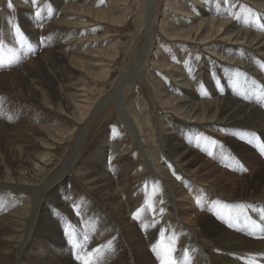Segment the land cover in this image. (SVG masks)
I'll return each mask as SVG.
<instances>
[{
	"label": "bare ground",
	"instance_id": "obj_1",
	"mask_svg": "<svg viewBox=\"0 0 264 264\" xmlns=\"http://www.w3.org/2000/svg\"><path fill=\"white\" fill-rule=\"evenodd\" d=\"M66 1L67 0H48L47 6L42 11L44 14L48 13L46 20L41 18L42 16L34 17V11H30L31 6L29 7L28 5L31 4L29 0H14V9L12 8L14 12H10L11 9L8 11L10 8L9 6L4 5L1 7L0 135L3 137L5 136L4 138L6 141L7 138L10 137L11 139L13 136H16L19 138L18 140L20 142H10V149L9 147H5L4 152L5 155L8 152L6 157L11 160V165L4 166V170L2 171L3 175L0 174V203H4L9 211L0 217V264H81L71 256L68 237L64 236L62 231L58 234L60 225H57V232L55 231L56 235H53L55 244H58L56 247H48L47 249V242L41 238L31 237V247L34 244H37V246L44 245L45 254L43 257L36 253L31 254V252H24L23 248L30 241L31 234L30 230L26 227L27 222L25 221L29 218L27 217L28 211H26L29 204L26 206L23 203L25 199L24 193L18 194L17 198L14 199L16 203L14 202L13 205H11V203H13L14 200H11L10 197L16 194L15 190L17 187L26 185L20 182L19 184H12L11 175L18 174V176H21L24 180L29 174L41 173L45 169L46 163L50 160V153L46 152L45 149L55 144L52 140L60 141L64 139L65 133L71 131L70 129L67 131L59 128L61 126L59 125L61 124L59 121H57L58 125H55L56 121H54L55 124H51L48 121L49 116L55 118L54 114L58 111L56 108L52 111H40L38 115H36V111L33 117H29V106L33 108V111L37 109H35V106H40L43 109L45 106H48L49 101H45L46 98H42V93H44L42 89L45 87L43 84H47V86L52 89L55 100H57L58 103L61 102L66 107H74L76 115L79 116L81 121L79 122L81 126L78 124L80 127L85 128V125L88 124L92 117L98 112V107L102 106L93 107L90 105L87 95L79 93L81 89H75L76 93H72L67 92V90L65 91L61 86L60 82L63 81L66 72L63 63L65 58L64 52L73 44V41L69 40L70 37H68V33L66 34L62 30H56L58 34H54L55 37L53 36V39H50V47L45 48L43 53V56L46 53V57H43L44 61H39L34 65H24V62L21 60L25 56L22 52L23 49H21L23 44H19V41L12 39L14 33H11V24L12 26L17 25L20 31L25 32V30H28L29 33L37 39L38 35H40L44 29L46 30V27L51 29L52 26H57L59 22H55V20L51 21L48 26L47 24L50 22V19H54V16L59 14L58 8L60 6L69 5H67ZM68 7L81 12L83 15H88L89 18L96 17L110 22L126 23L124 19L127 18V15H115V8H110L113 9L111 10L113 14L109 15L110 11L93 9L91 5L86 6L85 3H76ZM48 9H50L49 12ZM11 13H14L15 16L17 15L15 18L17 20L13 23H11L12 20H10L11 22L9 21ZM164 13L165 15L159 21L156 18L157 13L154 15V24L157 21L155 25L159 26L158 32L161 33L168 42L176 40L177 42L175 44L178 46L177 48L185 46L184 52L187 51L188 56L193 52V48L202 49L203 54L206 55L207 61L200 68L197 67L196 70L194 69V64L188 65V68L186 64L181 67L172 64L170 59L167 63L163 64L169 69V72L172 73L170 74L172 79L171 82H169L170 88L167 90L168 92L166 95L159 94L158 98L153 96L155 99H159V104L157 106L163 108L158 130L160 135L158 137H156L157 130L155 133L154 126H152V121L148 114L140 115L139 112L135 110L133 112V120L138 128L136 129L142 136L141 139L145 141V146L149 147L148 150H150V153L152 151V162L154 164L152 166L160 172V175H166L174 181V192H177V196L184 199L187 197H184L185 195L191 193L197 185H200L199 187H201L200 190L202 194H193L191 200L200 199V194L205 196L208 192L207 190H209V193L216 196V200L212 205L213 207H205L204 205V208L206 211H209L214 207L216 208V204L221 206V210L218 211V218H216L217 213L214 214L212 211L205 216L195 215L192 218V225H194V228L197 227L196 233H194V230L191 231L187 227L181 225L179 219V222L177 221L174 213L175 210H173L172 203H170L172 199L169 198L170 196H165L164 198L163 194V207L161 208L163 211L161 212L159 208L162 205L158 207L159 203H157V196L155 197L154 194H147L145 190L147 188H142L141 186L143 181H140V176L144 171L148 170L144 168V161L142 162L139 157L131 160L129 156L124 154L128 149L126 147L127 145H121L122 143L120 144L114 136L112 140L107 139L101 142L102 149H98L99 151L97 150L98 152H96L98 155L89 156L87 161H82L80 163L81 165L77 167L82 170V175H84V181H82L85 185L83 186L91 202V204L88 205L89 209L81 210V204H83V202L79 200L83 199H75L78 195H75L73 198L75 202L74 207H71V205L70 207L68 206L69 208L64 207V205L62 206L60 203L58 206L62 208L63 212L79 213L81 211V214H83L84 217L81 218L85 225H82H84V228L86 227L87 230L83 232L84 236L81 237L80 243L85 253L92 252L95 264H124V261H115L114 258L118 254L116 249L114 250L117 254H112L113 251H109V249H112L110 245L106 243L105 245L100 241V238L93 237L88 231L91 228L90 226L93 225V221L96 222L98 218L99 220L100 218L106 220L105 218L107 217L116 219L110 218L109 220L114 222L110 224L112 228L113 226H117L118 230H121L119 233L122 238L119 237V240L121 239L125 244L131 246L133 243L137 242V244H140V241H142L141 244L143 243V246L140 244L142 248L138 250L137 248L135 249L141 253L145 259L146 256L152 254V245L156 242L162 240L164 244H171L174 240V246L176 248L174 257L177 259L178 264H207L208 260H210L209 262L212 264H258L255 263L256 259L264 261V239H262V237H264V210L259 211V217L256 216L258 208L264 209V189L262 192H258L256 188H250L249 183L256 182L248 181L244 175L241 176L237 171L232 170L231 161L229 160L232 158H227L229 155L227 152H223L225 147L222 146L223 144H229L232 148H239L241 150L240 156L242 157L239 156L237 159L241 161V164L233 163L232 166H239L240 168L238 169L246 167L252 172H259L261 168L264 169V162L254 151L253 142L251 140V134L253 137L256 132H259L264 137V27H261L264 25V0H210L207 3H204L203 0H175V3L169 2L167 4V9L166 12L164 10ZM169 13L180 15V17L175 16L172 18V24L175 23L177 25L174 27H172V25V28L169 26L170 23L166 19L170 17L168 16ZM63 21L64 19L61 22ZM99 38L103 39V37ZM37 39L35 40L37 41ZM97 48L98 47L95 49ZM17 51L18 53L20 52L21 55L18 54ZM107 51L108 48H99L93 50L91 53L93 56H97L104 54L103 52L106 54ZM156 52H158V50H156ZM109 55L110 53L108 51V56ZM76 61L79 66L81 65L82 67L87 64L82 63L80 60ZM183 62L185 63V61ZM113 63L114 62H112V64ZM150 64L153 66L155 63L153 61ZM7 70L12 71L11 73H7ZM103 73L105 74V79L110 75L109 70L104 69L101 74L103 75ZM66 76H68V74H66ZM248 91L254 94V99L252 101L248 100L250 97ZM165 105L169 109H166V107H164ZM13 117L16 119V122ZM19 120L21 124H26L27 122V126L24 125L29 131L25 133L27 129L17 122ZM8 123H10V125ZM155 127L157 126L155 125ZM204 135L212 136L215 140L219 139L217 140L218 142L216 141V150H210L212 147L210 144H208V146L211 147H203L204 151L207 149L205 152L210 154L209 157L200 150V143L197 142L196 138V136L200 138H202V136L205 137ZM155 137L161 139V148L166 151V154L162 151L163 155L167 156L166 160H163V162L161 159L164 157L161 158L162 153L159 151L160 143L156 142L157 139L155 140ZM141 146H143V144ZM43 149L45 151H43ZM47 151L49 150L47 149ZM107 153H110V166L111 171H114L113 176L109 174V167L105 168L107 164L101 165L99 161L104 159H102V154L106 155ZM72 157L74 158V156H71V158ZM138 159L140 163L137 162ZM66 167L68 168V166ZM150 170L155 172L154 169ZM175 170L180 172L178 175L180 179L176 178V173L173 175V172H176ZM230 171L235 172V174ZM144 174L141 178L144 177ZM62 175L56 176L52 181L48 180L49 184H46L44 187L56 182ZM149 178L150 176L148 179ZM49 179H52V176ZM163 183H165V181ZM158 185L160 186V184ZM165 185L166 184H161L162 187ZM205 185H207V189L204 188ZM155 195H159V193ZM146 198L153 203L155 211L145 207ZM188 200H190V198ZM8 201L11 202L9 203L10 205H8ZM57 201H59L58 198ZM185 201L187 200L185 199ZM224 206H226L227 209L225 214L222 213V208H224ZM70 208L72 210H68ZM141 208H144V210L138 213L140 218L135 219L133 214ZM33 209L36 210V208H32L30 211H33ZM62 211H60V213H63ZM242 211L249 212L254 216L257 227L253 226L252 228L250 223L244 221V217L237 216L244 213ZM72 215L73 214H71V216ZM75 217L76 216H72L71 219L75 220ZM92 218H94L93 221ZM109 220L107 221V225ZM225 220H230L228 226ZM173 224L177 225V229L168 231L169 227ZM32 226L34 227V225ZM112 228H110V230ZM41 230L42 229H40L39 235H36L37 237L43 236ZM114 232L116 231L114 230ZM161 232L164 233L163 237L160 235ZM246 234H252L260 240H256ZM85 237H90L91 239L89 247H87ZM114 237L113 239L117 241L118 236L117 238ZM107 238H109V236ZM61 241L64 242L61 243ZM98 247L103 254L101 252L96 253L92 251ZM13 252V256H17L16 262L15 260H11L12 257L10 258ZM98 255H102L103 259L97 260L96 257ZM154 259L157 260L156 258H153V260ZM153 260L148 258L147 264H159V262L156 263V261L154 260V262Z\"/></svg>",
	"mask_w": 264,
	"mask_h": 264
},
{
	"label": "rangeland",
	"instance_id": "obj_2",
	"mask_svg": "<svg viewBox=\"0 0 264 264\" xmlns=\"http://www.w3.org/2000/svg\"><path fill=\"white\" fill-rule=\"evenodd\" d=\"M0 1H2V2H0V11H1V7H3L4 5L8 6L9 0H4V1L0 0ZM29 1L31 3V0H29ZM203 1H204V3H207L210 0H203ZM169 2L175 3V0H170V1L169 0H88V2H87V0H67L66 1L67 5L68 4L72 5V4H76V3L77 4H80V3L84 4L85 3L86 6L91 5V7L93 9H102V10H106L108 12L110 11L109 15L113 14V11H111V10H113L115 8V11H114L115 15H121V16L127 15L126 19L121 17L122 19H124L126 21V23L125 22L124 23L110 22V21L99 19L96 17H90L89 18L88 15L87 16L83 15L81 12L75 11V9L68 7L69 5L68 6L62 5L58 8L59 14L55 15L56 17L54 16V19L53 18L50 19V22L47 24V26L53 20H55V22H59V24L57 26H55V25L52 26L51 29H48L46 27V30L44 29L43 32L40 33V35H38V39L33 37V35H31V33H29L28 30L27 31L25 30V32L24 31L17 32L15 30L17 29L18 26L17 25L12 26V24L10 25L11 33L12 34L14 33L12 36V39L19 41V44H23L21 49H23L22 52H23V55H25V56H24V58L21 57L22 58L21 60L24 62V65H29V64L34 65L35 63H37L39 61H41V62L44 61L43 57L44 56L46 57V53L44 56H43V53L45 51V48L50 47V41L53 39L54 34H58V33H56V32H58L56 30H62L66 34L68 33L67 35H68V37H70L69 40L73 41V44H71V46L66 50L67 52L66 51L64 52L65 58L63 60V63H64V68H65L66 72H65V76L63 77V81L60 82L61 86L65 91L67 90V92H72V93H76L75 89H81L82 92L80 90L79 93H84L87 95V97L89 98L88 102L90 105H92L93 107H98L99 105H102V106L98 107L99 110L92 117L91 121H89L88 124H86V125L84 124L86 129L84 127H80L81 125L79 122H81V121H80L79 116L76 115L74 107H66L63 105V103H61V102L58 103V101L55 100V96L52 92V89L50 87H48L47 84H43V86H45V87H44V89H42V91L44 92V93H42V98H46L45 101H49L48 106H45L44 109L40 106H38V107L35 106V109L37 108L35 111H33V108L31 106H29V110H31V111L28 110V115L30 114L29 117H33L35 115L36 111H37L36 115H38L40 113V111H44V110L52 111V110H55V108L59 111V109H60L59 113H58V111H57V113L54 112L55 118H52L51 116H49L50 118L48 117V121L51 124H53V123L55 124L54 121H56L55 125H58L57 121H59V123H61V124H59V125H61L59 128L67 130V131H69V129H70L71 133L70 132L65 133L64 134L65 136L63 135L64 139H62L60 141H53L52 140V142L55 144L45 149L46 152L50 153V155H49L50 160L45 165L47 168L45 167V169L41 173L29 174V176L27 178H25L24 180H23V178H21V176H18V174L11 175V180L13 181L12 184H19V182L26 184L24 186L22 185L20 187H17L15 190L16 194L10 196L11 200H14L17 198L18 194L24 193L25 199H24L23 203L26 206L29 204L28 208L26 209V211H28L27 217H29V218L25 221L27 222L26 227L30 230L31 234H30V239H29L30 241L28 240L29 242L23 248L24 252L25 251L31 252V254L36 253L37 255H40L42 257L45 254V250H44L45 247H43L44 245H42V246L38 245L37 246V244H34L32 247L30 246L32 236L34 238H38V239L41 238L42 240L47 242L46 243L47 249H48V247H53V246L56 247V245H58V244H55V239H53V235H56L57 227H58L57 225H60L59 226L60 231L58 234H60L62 231L64 236H67L68 230L66 229L67 228L66 223H65L66 218L69 219L68 221H70L72 224H75L74 225L75 228H77V231H79L80 233L83 234V232L87 230L86 227H85L86 229L84 228L85 223H83V219L81 218L84 216H83V214H81V211L79 213H77V212L76 213H74V212H72V213L63 212L62 208H60L58 205L60 203V205H62V206L64 205V207H68V206L70 207V205H71V207H74L75 202H74L73 198L75 195H78L77 198H75V199H81V198L83 199V200H79V201L83 202V204H81V210L83 211V210L89 209L88 205H90L91 202H90V200L87 196L86 190L83 186V185H85V183L83 182L84 181L83 180L84 175H82V170L80 168H77V167H79L81 165L80 163L82 161H84V162L87 161V158L89 156L98 155L96 152L99 151L98 149H102L101 148V144H102L101 142H103L107 139L112 140L113 136L120 142V144L122 143L121 145H123V146L127 145L126 147L128 149L125 151L124 154L129 156L131 158V160L136 158V157H139L142 162L144 161L143 162V164H145L144 168H147L148 170L144 171L145 174L143 173L144 174L143 178H141L143 176V174L140 176V181H143V182H142V184L141 183H139V184H141L142 188H144V187L147 188V189H145L147 194H150V195L154 194L155 197L157 196V203H159L158 207H160L162 205L159 209H161L163 207V197L162 196L164 195V198H165V196H168V197L170 196L169 198L172 199L170 203H172L173 210H175L174 213H175V217H176L177 221L179 219L181 225L187 227L191 231L194 230L193 231L194 233H196L197 227L194 228V225H192V218L195 215L205 216L206 214L211 213L210 211H212V213H214V214L217 213L216 218H218V211L221 210V206L216 204L215 206H217V207L216 208L214 207V208L210 209L209 211L208 210L206 211V209L204 208V205H205V207H213L212 205L216 200V196L215 195L213 196L212 193H209V190H207L208 192L205 196L201 195L202 193L200 190L201 187H199L200 185H197L198 188L196 186V188L193 191H191V193L185 195L184 197H186V196L187 197L184 199L180 198V196L179 197L177 196V192H174L175 191L174 190L175 186H173L174 181L166 175L163 176L161 174L162 175L161 176L160 172L154 166H152V165H154L152 162V160H153L152 154H151L152 151L150 153V150H148L149 147L145 146L146 145L145 141L143 139H141L142 136H141L140 132L137 130L138 128L136 127V124L134 123V120H133V118H134L133 112L135 110L138 111L140 115L148 114L151 121H152V126H154L155 133L157 130L156 137H158L160 135L158 130H159V124L161 122V115L163 112V108H160L157 106L159 104V102H158L159 99H155V98H158L159 94L166 95V93L168 92L167 90L170 88L169 82H171V79H172V76L170 75L172 73L169 72V69H167L166 66H164L163 64L167 63V61H169V59H170V62H172V64H175V65H178L181 67L185 66V64H186V67L188 68V65L190 66V64H194V69L196 70L197 67L200 68L207 61L206 55L203 54L202 49L200 50V48H196V49L193 48L194 49L193 52L191 53L190 56H188L187 51L184 52L185 46L177 48L178 46L175 44L177 42L176 40H173L174 42L173 41L168 42L167 39H165L164 36L158 32L159 26L155 25L157 23V21L154 24V22H155L154 21V17H155L154 15L157 13L156 18L158 19V21L161 20L163 18V16L165 15L164 10L166 12L167 4ZM11 4H12V6L10 8L8 7L9 8L8 11H10V9H11L10 12H14L13 11L14 0H11ZM47 4H48V0L47 1L46 0H37L36 4H35L36 6H34L32 3L28 4V5H29V7L31 6L30 11H32V10L34 11V13H33L34 17L35 16L36 17L42 16L41 18L46 20L48 13L44 14V13H42V11H43V9H45ZM32 6H34L35 8ZM110 8H113V9H110ZM49 10L50 9H48V12H49ZM37 12L40 13L39 16L36 15ZM16 16L14 13L13 14L11 13L9 21L12 20V22L10 21L11 23L15 22L17 20V19H15ZM168 16H170V17H168L166 19L170 23L169 26L170 27L172 25H173L172 27L177 26L175 23L172 24L173 23L172 18L175 16L180 17V15L178 16L175 13H172V14L169 13ZM132 17H133V19H132ZM63 19H64V21L61 22ZM71 25H73V26H71ZM80 34H82V35H80ZM91 37H93V38H91ZM99 37H103V39L99 38ZM35 39H37V41ZM29 43L31 44L30 48H29ZM32 44H33L34 48L32 47ZM43 45H45V46H43ZM102 45H104V46H102ZM101 46H102V48H108V51L110 53L109 56H108V51L106 52V54H105V52H103L104 54L93 56V54L91 52L93 50H97L99 48L102 49ZM94 47L95 48L98 47V48L95 49ZM31 48L36 49V51H34V52L30 51L29 52V50H31ZM156 50H158V52H156ZM175 50H177V51H175ZM68 51H69V53H68ZM117 51H119V52H117ZM17 53H18V51H17ZM18 54L21 55L20 52ZM75 55L77 58L75 57ZM115 58H117L118 60ZM76 60H78V61L80 60L82 63H84V64L87 63V64L84 67H82L81 65L79 66V64L77 63ZM153 61L155 64H153V66H152L150 63H152ZM183 61H185V63ZM112 62H114V63L112 64ZM143 64H144V66H143ZM162 66H164V67H162ZM104 69L110 71V75L106 79L104 78L105 74L104 73H103V75L101 74V72H103ZM7 71H8L7 73H9V72L11 73L12 70L11 71L7 70ZM66 74H68V76H66ZM69 86H71V87H69ZM161 89H162V91H161ZM163 89H165V90H163ZM71 90H73V91H71ZM79 93H77V94H79ZM153 96H155V98ZM51 99H52V101H51ZM40 100H41V98H40ZM106 101H108V102H106ZM46 107H48V108H46ZM164 107H166V109H169L166 105ZM71 111H73V112H71ZM130 114L132 117L130 116ZM163 115H165V114H163ZM13 119L16 122V119L14 117H13ZM76 119H78V120H76ZM17 122L19 124H21L20 120ZM64 123H65V125H64ZM8 124L10 125V123H8ZM24 124L22 123L21 125L24 127H25V125L27 126V122L25 125ZM155 125L157 127H155ZM25 129H27L25 131V133L27 131H29L27 127H25ZM111 134H112V136H111ZM204 136L205 137L202 136V138H200L199 136H196L197 142L200 143V145H199L200 150L203 151L204 153H206L205 151L207 149H205V151H204V148L205 147L208 148L211 146L212 147L210 148V150H216L217 142H218L217 140H219V139L215 140V138L212 136H207V135H204ZM4 137L2 135H0V145H1V149L3 150L2 151L0 149V174H2V175H3L2 171L4 170V166L11 165V162H10L11 160H9V158L6 157L8 152L5 155V152H4L5 147H9V149H10L11 143H13V141L15 143L20 142L18 140L19 138H17L16 136L15 137L13 136V138H11V139H10V137L7 138V141ZM139 137H140V140H139ZM156 137H155V140L156 139L158 140V141L156 140V142L160 143L161 139L156 138ZM198 139H199V141H198ZM200 139H202V140H200ZM210 141H212V142H210ZM158 143H156V144H158ZM201 143H202V146H201ZM7 144H8V146H7ZM140 144L141 145L143 144V146H141ZM208 144H210L211 146H208ZM21 145H24V144H21ZM161 147H162V144L160 143V146H159L160 150L159 151L162 153L161 158H163V157L165 158V159L164 158L161 159V161L163 162V160H166L167 156L165 155L166 156L165 157L163 155V152H164V154H166V151H164V149H162ZM201 147H202V149H201ZM222 147H225V149H226V150L224 149L223 152H227L228 155H231V157L230 156L227 157L228 159L229 158L238 159V157L241 155V153H240L241 150L239 148H232L229 144H223ZM9 149H8V151H9ZM47 149L49 151H47ZM45 150L43 149V151H45ZM207 154L208 153H206V156L209 157L210 154H208V155ZM71 156H74V158L73 157L71 158ZM240 157H242V156H240ZM102 159L103 160H99L101 165L107 164L105 168L109 167V169H108L110 172L109 174H111L113 176L114 171H111V166H110L111 165L110 153H107L106 155L102 154ZM148 159L150 160V162ZM232 159H229V160L232 161ZM7 161H9V162H7ZM137 162L140 163V160L138 159ZM65 165L68 166V168ZM69 166H72V167H69ZM65 168H66V170H65ZM150 169H154L155 172H153V170L151 171ZM230 172L235 174V172H233V171H230ZM237 172L241 176L244 175V177L248 181H251V182L255 181L256 182V183H249L250 188H256V190L258 192H262V190L264 189V169L263 168H261V170L259 172H252L248 168L242 167ZM175 173L177 174L176 176H178L180 172L176 171ZM60 175H62L61 178L59 177L56 182H53L51 185H47L46 187H44L46 184H49L48 183L49 181L54 180V178L56 176H60ZM47 176L49 178H51V176H52V179H49ZM149 176H150V178L148 179ZM151 176H152L153 180L151 179ZM155 177H157V178H155ZM155 179H156V181H155ZM164 181H165V183H163ZM156 184L157 185L160 184V186L159 185L157 186ZM161 184H166V185L164 187H162ZM206 186L207 185H205L204 188L207 189ZM156 188H159V189H156ZM71 189H73V190H71ZM157 193H159V195H155ZM195 193L196 194L201 193L200 199L191 200L193 194H195ZM10 197H8V198H10ZM57 198L59 199L60 202L57 201ZM173 198H175V199H173ZM187 198L188 199L190 198V200H188ZM5 199H7V198H5ZM26 199H28L29 201ZM52 199H53V202H52ZM185 199L187 201H185ZM69 201H70V203H69ZM14 202L16 203L15 200L13 201V203H11L10 201H8L7 203H8V205H10L9 203H11V205H13ZM26 202H27V204H26ZM54 202H56V203H54ZM175 203H176V205H175ZM180 206H181V208H180ZM32 208H36V210L33 209V211H30ZM222 209H223L222 213L225 214V212L227 211L226 206H224V208H222ZM68 210H72V209L70 208ZM0 211H1L0 217H2V215H4L5 213L9 212L4 203H0ZM60 211H62L63 213H60ZM242 212L246 213L245 211H242ZM71 214H73L72 216H76L75 220L71 219L72 218ZM177 214H179V215H177ZM110 218H113V217H109V218L107 217V218H105L106 220H103L101 218L99 220V218H98V219H96V222H94L93 221L94 218H92L93 225L90 226L91 228L88 231H89L90 235H92L93 237L100 238L101 242H103L104 244L106 243L107 245H110V247L112 249L111 250L109 249V251H113L112 254L116 255L118 252L117 256L114 258L116 262L117 261H122V262L124 261L123 262L124 264H133V263L134 264H139V263L140 264H147L148 258L152 259V260H153V258L157 259V257L155 256V253H153V252L150 256H146V259H145V257L137 251L138 249L142 248V246H143V243L141 244L142 241H140V244L142 246L139 243L137 244V242H136V243H133V245H132V246H136V247H132L131 245L125 244L123 242V240H121V239L119 240V237H121L119 231H121V230H118L117 226H113V228H112V226L110 224L114 223V222H111L109 220ZM244 218H245L244 221H247L248 223H250L252 225V228H253V226L257 227V223L255 221L254 216H249V217H244ZM40 219H41V221H40ZM113 219H115V218H113ZM108 220H109V222L107 225ZM44 224H45V226H44ZM82 224H84V225H82ZM32 225H34V227ZM30 226H31V228H30ZM78 227H79V229H78ZM80 228H81V230H80ZM110 228H112V229L110 230ZM40 229H42L41 231L43 232L42 233L43 236L37 237L36 235H39ZM174 229H177L176 224H173L172 226H170L168 231L169 230L171 231ZM114 230L116 232H114ZM117 231H118V233H117ZM116 235L118 236L117 241L113 239L114 236H115L114 238H117ZM83 236H84V234H83ZM83 236H81V237H83ZM108 236H109V238H107ZM90 241H91V239H90V237H88V239L86 241L87 247H89ZM63 242L61 241V243H63ZM173 242H174V240H173ZM177 242H179V241H177ZM144 244L146 245L145 242H144ZM126 245H127V247H126ZM135 248H137V250ZM36 249H38V250H36ZM114 249H116L117 252ZM130 253H132V254H130ZM124 254H125V256H124ZM13 255H14V252H13L12 256H10V258L12 257L11 260L12 261L15 260V262H16L17 256H13ZM185 256H186V254H185ZM31 257H32V255H31ZM139 257L142 258L143 260L140 259ZM27 260L31 261L29 259H27ZM157 260H155L156 263L159 262V260L158 261ZM141 261H142V263H141ZM209 261L210 260H208L207 264H212Z\"/></svg>",
	"mask_w": 264,
	"mask_h": 264
},
{
	"label": "snow or ice",
	"instance_id": "obj_3",
	"mask_svg": "<svg viewBox=\"0 0 264 264\" xmlns=\"http://www.w3.org/2000/svg\"><path fill=\"white\" fill-rule=\"evenodd\" d=\"M31 3L35 5L36 0H31ZM8 6L9 7L12 6L11 0H9ZM36 15L39 16L40 13L37 12ZM261 27H264V25H262ZM16 31L19 32L20 29L17 27ZM173 175H175V172H173ZM176 178L180 179L179 176H177ZM145 207H147L149 210L155 211L153 203L147 198L145 200ZM143 210L144 208L138 209L137 212L133 214V217L135 219H139L140 217L138 213L142 212ZM160 211L162 212L163 209H161ZM160 235L161 237H163L164 233L161 232ZM85 239L87 240L88 238L85 237ZM92 251L96 253H100L101 249L98 247L93 249ZM175 251L176 248L174 246V242L171 244H164L163 241L161 240L152 245V252L155 253L157 259L159 260V264H178L177 259L174 257ZM76 259L80 261L81 264H95L92 252L84 253V254L78 253ZM96 259L97 260L103 259V256L98 255Z\"/></svg>",
	"mask_w": 264,
	"mask_h": 264
}]
</instances>
